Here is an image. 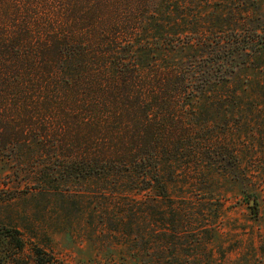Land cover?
Wrapping results in <instances>:
<instances>
[{
	"label": "trees",
	"instance_id": "16d2710c",
	"mask_svg": "<svg viewBox=\"0 0 264 264\" xmlns=\"http://www.w3.org/2000/svg\"><path fill=\"white\" fill-rule=\"evenodd\" d=\"M230 3L212 16L202 15L193 0H41L23 4V16L0 28L1 150L19 144L52 149L44 154L61 163L42 170L40 180L57 176L59 184L79 185L62 193L58 211L83 218L65 228H76L108 264L217 259L191 252L206 249L210 239L192 228L199 222L185 213L183 194L159 210L157 197L166 193L160 178L174 175L169 158L182 156L191 138L176 119L179 112L197 103L202 110L193 113L206 117L236 112L246 130L245 145L230 155L225 134L210 129L201 138L206 149H188V156L212 154L235 171L247 160L257 171L264 168V5ZM27 92L46 106L16 116L20 104L8 100ZM247 114L252 117L243 118ZM76 145L87 149L78 155L54 150ZM242 174L238 170L236 179ZM250 199L256 209V198ZM158 221L171 232L158 233ZM6 234L15 249L10 264H55L47 245L30 241L37 237L26 241L18 228Z\"/></svg>",
	"mask_w": 264,
	"mask_h": 264
},
{
	"label": "rangeland",
	"instance_id": "374dc122",
	"mask_svg": "<svg viewBox=\"0 0 264 264\" xmlns=\"http://www.w3.org/2000/svg\"><path fill=\"white\" fill-rule=\"evenodd\" d=\"M39 1L41 0H0V28L7 29L14 15L19 19L23 16L20 12L23 4L27 2L36 4ZM193 1L197 9L205 13L202 15L213 16L224 13L227 7L232 5L230 2L234 0ZM253 2L264 5V0H250V3ZM216 9H218L217 13ZM204 19L208 20L205 16ZM37 95L39 94L27 92L23 93L21 98L9 99L12 104H20V110H15L16 116H20L21 113L41 112V108L46 106L45 99ZM200 110L202 107L197 103L192 107V111L179 112V115H176L184 131L191 134V138H188L190 147L186 145L180 150L182 156L169 158L168 166L174 170V175L170 178H160L164 180L166 193L157 197L159 210L165 211L164 206L174 201L175 195L183 194L185 197L182 196L178 200L185 201L186 205H189L190 209H186L185 213L196 217L199 222L194 225L192 223V228L196 229L194 231H203L210 239L206 249H192L194 255L203 257L208 254L217 257L216 261L210 264H264V168L257 171L247 160V163L237 168V171L244 173L241 179L237 180L235 175L237 171L220 157L212 154L210 159L188 156V149L193 150L199 146L206 149L208 144H204L201 138L208 134L210 129H216L218 133H222V136L225 134L221 140L225 139L228 155L245 145L243 134L246 130L241 128V125H237L241 118L236 112L222 109L208 117L193 113ZM251 117L248 114L243 116V118ZM206 120L212 122L206 123ZM171 131L168 132L172 133ZM74 147L58 146L54 150L59 154L71 150L78 155L87 149L79 145ZM249 147L254 149L253 144H249ZM9 148L11 150L3 151L0 147V264H10V258L14 257L15 249L6 234L12 228H18L26 241H29V236H35L37 238H31L30 241L47 245V250L55 257V264H108L107 261L99 258L100 255L98 256L90 243L78 236L80 234L76 228H65L67 225L83 222V218L62 216L58 211L59 204L64 201L62 193L73 192L80 188L79 185L59 184L57 179L54 180L57 176L40 180L42 170L61 163L60 159L51 160L44 154L45 151L52 149L37 144L24 146L19 144ZM29 149L37 152L32 158L27 155ZM231 160L228 159L229 162ZM35 165L40 168L35 169ZM252 196L257 201L256 209L250 208L249 202ZM200 217L201 220L198 221ZM164 228L167 233L171 232L170 225L158 221V233ZM157 247L158 249L162 247L160 241ZM166 248L170 255L172 245L168 244ZM187 249L190 250V247ZM23 253L24 258H28V249ZM168 261V259L164 261L160 259L158 264H165ZM111 262L121 264L122 261L113 259Z\"/></svg>",
	"mask_w": 264,
	"mask_h": 264
},
{
	"label": "water",
	"instance_id": "95a60500",
	"mask_svg": "<svg viewBox=\"0 0 264 264\" xmlns=\"http://www.w3.org/2000/svg\"><path fill=\"white\" fill-rule=\"evenodd\" d=\"M253 203H254L253 199H250L249 204H250V205H253Z\"/></svg>",
	"mask_w": 264,
	"mask_h": 264
}]
</instances>
